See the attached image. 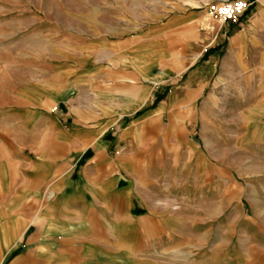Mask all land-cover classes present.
I'll return each instance as SVG.
<instances>
[{
  "label": "crops",
  "instance_id": "crops-1",
  "mask_svg": "<svg viewBox=\"0 0 264 264\" xmlns=\"http://www.w3.org/2000/svg\"><path fill=\"white\" fill-rule=\"evenodd\" d=\"M221 1L38 30L0 106V264H264V0Z\"/></svg>",
  "mask_w": 264,
  "mask_h": 264
},
{
  "label": "rangeland",
  "instance_id": "rangeland-1",
  "mask_svg": "<svg viewBox=\"0 0 264 264\" xmlns=\"http://www.w3.org/2000/svg\"><path fill=\"white\" fill-rule=\"evenodd\" d=\"M128 0H0V106L6 100L7 79L17 78L19 67L42 50L38 30L67 22L66 12L101 5L123 6ZM50 28V27H49ZM57 28V27H55ZM59 28V27H58ZM9 64V65H8ZM233 179L227 185L233 193ZM233 203V195L229 196Z\"/></svg>",
  "mask_w": 264,
  "mask_h": 264
},
{
  "label": "built area",
  "instance_id": "built-area-1",
  "mask_svg": "<svg viewBox=\"0 0 264 264\" xmlns=\"http://www.w3.org/2000/svg\"><path fill=\"white\" fill-rule=\"evenodd\" d=\"M252 6L244 0L221 1L220 3L209 6V14L220 24L237 23Z\"/></svg>",
  "mask_w": 264,
  "mask_h": 264
}]
</instances>
